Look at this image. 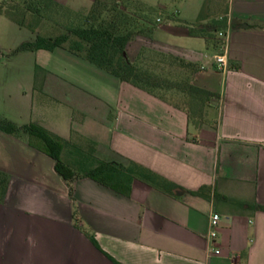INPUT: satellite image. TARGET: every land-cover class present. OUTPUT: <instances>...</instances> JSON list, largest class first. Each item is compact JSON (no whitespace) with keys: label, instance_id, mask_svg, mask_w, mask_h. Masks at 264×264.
<instances>
[{"label":"crops","instance_id":"1","mask_svg":"<svg viewBox=\"0 0 264 264\" xmlns=\"http://www.w3.org/2000/svg\"><path fill=\"white\" fill-rule=\"evenodd\" d=\"M226 1V70L216 68L218 49L207 41L206 51L144 38L136 48L152 44L198 64L194 82L218 94L202 125L185 108L74 54L82 59L75 61L77 82L106 99L80 109L87 117L70 135L94 139L102 160H135L181 188L168 193L136 179L126 195L84 177L71 193L54 160L26 134L0 130L10 157L0 163L9 175L0 201V264H264V0ZM53 87L46 74L44 91L56 94ZM204 186L208 196L193 193ZM214 213L221 220L213 241Z\"/></svg>","mask_w":264,"mask_h":264},{"label":"trees","instance_id":"2","mask_svg":"<svg viewBox=\"0 0 264 264\" xmlns=\"http://www.w3.org/2000/svg\"><path fill=\"white\" fill-rule=\"evenodd\" d=\"M213 6L224 7V15L213 16ZM157 8L142 0H94L86 11L75 10L56 0H4L0 14L31 30L33 40L22 43L17 51L64 48L122 81L187 110L196 125L206 119V108L218 94L197 85L195 74L200 67L170 50L152 44L142 45L134 58L129 45L139 36L152 32ZM226 0H206L199 21L191 27V34L219 46L217 32L228 27ZM209 23V25H207ZM47 69L37 65L35 90L45 94ZM0 130L28 136L29 144L45 152L55 162V170L69 184L89 177L123 194L129 195L136 179L147 182L165 192L174 193L181 188L151 168L132 159L105 161L97 155V142L72 130L68 138L62 137L37 123H16L0 115ZM9 186V175L0 170V201ZM204 186L194 194L208 196ZM264 209V206H261ZM96 243V240L93 238ZM116 264H121L115 260Z\"/></svg>","mask_w":264,"mask_h":264},{"label":"rangeland","instance_id":"3","mask_svg":"<svg viewBox=\"0 0 264 264\" xmlns=\"http://www.w3.org/2000/svg\"><path fill=\"white\" fill-rule=\"evenodd\" d=\"M2 1L4 0H0ZM56 1L86 12L94 0ZM142 1L157 8L156 22L150 34L132 41L129 47L131 58L135 57L136 48L143 42V38L150 43L178 50L192 49L190 47L200 51L210 49L205 38L193 37L191 34V27L199 21L206 0ZM223 8L213 6V16L208 22L221 14L223 16ZM34 36L31 30L0 14V115L17 125L33 122L47 129L57 128L68 137L72 124L76 125L82 117H87L80 109H86L91 104H104V92L80 86L73 73L76 68L75 61L82 59L66 49L17 51L22 43L33 40ZM214 46L219 51L216 43ZM37 65L47 69L48 77L54 80V87L51 89L56 94L45 90L47 94L44 95L35 90ZM8 151L0 140L1 164L8 162ZM25 162L23 159L19 161L21 165Z\"/></svg>","mask_w":264,"mask_h":264},{"label":"built area","instance_id":"4","mask_svg":"<svg viewBox=\"0 0 264 264\" xmlns=\"http://www.w3.org/2000/svg\"><path fill=\"white\" fill-rule=\"evenodd\" d=\"M229 18V16H228ZM229 20L228 27L226 29H221L217 32L220 39L219 51L214 55V64L218 70L224 71L228 66V50H229ZM204 68V66H202ZM221 216L218 213H214L211 217V239L214 241L218 236V227L220 224ZM220 249L217 248L215 253H220Z\"/></svg>","mask_w":264,"mask_h":264}]
</instances>
